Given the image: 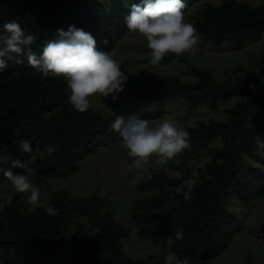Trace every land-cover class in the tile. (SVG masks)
<instances>
[{
  "label": "trees",
  "instance_id": "1",
  "mask_svg": "<svg viewBox=\"0 0 264 264\" xmlns=\"http://www.w3.org/2000/svg\"><path fill=\"white\" fill-rule=\"evenodd\" d=\"M127 11L123 0H0V24L15 19L26 34L36 37L37 52L56 30L69 25L91 33L98 50L112 52L129 32L123 20ZM193 26L206 43L242 48L264 34V6L223 0L205 6ZM259 64L256 73L249 72L250 82L220 81L211 70L199 67H192L191 81L130 78L117 100L103 98L113 111L105 114L92 106L84 113L74 111L63 79L41 78L26 62L9 61L0 73V170L21 159L39 176L69 178L82 160L119 138L110 129L115 115L160 117L172 103L188 112L203 105L217 110L222 101L235 99L224 119L210 118L182 129L189 133L190 145L183 156L204 150L211 156L205 166L196 173L186 168L180 176L165 170L148 175L138 184L141 194L129 209L139 237L163 244L189 264H211L227 249L239 221L228 206L230 200L249 204L264 195V155L257 139L264 123V52ZM25 140L31 153L19 147ZM49 148L55 151L48 154ZM3 171L0 264H58L65 259L77 264H146L125 252L123 241L131 229L116 220L109 204L103 211L106 202L96 193L77 196L70 187L59 188L50 199L58 212L50 215L45 206L30 209L20 193L11 199L4 196ZM187 179L196 183L186 200ZM177 230L183 232L182 240L175 239Z\"/></svg>",
  "mask_w": 264,
  "mask_h": 264
},
{
  "label": "rangeland",
  "instance_id": "2",
  "mask_svg": "<svg viewBox=\"0 0 264 264\" xmlns=\"http://www.w3.org/2000/svg\"><path fill=\"white\" fill-rule=\"evenodd\" d=\"M108 4V0H103ZM223 0H185V19L193 25L194 17L207 5H219ZM251 3L253 6H264V0H238ZM197 44L190 51L182 55L167 54L156 66L149 64L146 40L135 32H128L120 41L113 57L121 64L128 79H157L159 77H179L184 81H191L195 77L192 67L211 70L218 80L241 78L250 82L249 72L260 68V59L264 52V34L256 40L250 41L242 48L229 45L215 47L206 43L196 32ZM127 79V80H128ZM91 106L105 114L112 113L98 94L89 98ZM235 102V99L222 101L219 109L212 110L206 105L193 111L177 103L169 104L160 117H143L150 123H162L165 120L179 121V127L196 125L198 122L210 118L221 120L227 114L225 109ZM257 129V139L261 142L260 153L264 155V123ZM118 135V134H117ZM211 159L206 151H201L189 157L183 153L177 154L166 166H159L153 155L149 157V164L143 170L131 167L132 158L127 156L120 137L111 145L102 147L97 153L86 157L80 162V169L69 178L46 177L33 174L34 186L38 187L42 201L41 206H51V195L59 188L70 187L74 195H89L96 193L102 201L103 211L107 204L113 210L117 221L131 229L128 239L123 241L125 252L134 258H143L146 264H156L169 253L161 243L146 240L138 236L137 228L129 215V209L134 199L141 194L138 184L148 175L165 170L169 175H183L185 169L196 173L198 168L204 167ZM3 195L11 199L15 192L7 181L2 186ZM147 193V192H145ZM27 203V193L21 194ZM28 207H33L27 203ZM229 208L238 216V223L232 227V237L227 249L211 264H264V195L249 204L240 203L233 198L228 203ZM58 264H77L71 260H62Z\"/></svg>",
  "mask_w": 264,
  "mask_h": 264
},
{
  "label": "clouds",
  "instance_id": "3",
  "mask_svg": "<svg viewBox=\"0 0 264 264\" xmlns=\"http://www.w3.org/2000/svg\"><path fill=\"white\" fill-rule=\"evenodd\" d=\"M123 2L128 9L123 17L125 27L146 40L150 65H158L169 53L182 55L197 44L196 29L184 16L185 0ZM35 42L36 37L31 33L26 34L15 19L0 24V73L8 69L9 61L16 64L26 62L41 78L63 79L70 93L67 102L74 111L80 113L89 110L90 97L98 94L103 98L117 100L125 90L128 77L121 64L111 52L98 50L97 41L91 33L69 25L67 30H56L54 38L43 44L39 52L33 50ZM103 43L107 44L108 41L104 40ZM110 129L120 137L127 156L132 158L131 167L137 170H143L153 155L159 166H166L190 146L189 133L182 130L179 121L175 119L153 124L138 115L127 118L115 115ZM19 147L25 153L33 151L27 140L21 141ZM47 151L51 154L55 149L49 148ZM12 169L22 171L14 172ZM33 174L34 170L29 163L21 159L13 160L11 168L3 171L11 189L15 193H27V203L38 207L42 195L32 183ZM195 183L194 179L183 181L186 185L183 190L184 199L191 198ZM46 211L55 215L58 209L49 206ZM175 239L182 240L183 232L177 230ZM172 244L173 240L169 238V248ZM164 264H189V261L169 251L164 257Z\"/></svg>",
  "mask_w": 264,
  "mask_h": 264
}]
</instances>
